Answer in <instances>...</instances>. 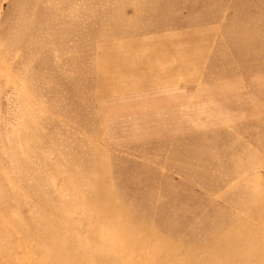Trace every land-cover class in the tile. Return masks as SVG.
Segmentation results:
<instances>
[{"label":"rangeland","instance_id":"rangeland-1","mask_svg":"<svg viewBox=\"0 0 264 264\" xmlns=\"http://www.w3.org/2000/svg\"><path fill=\"white\" fill-rule=\"evenodd\" d=\"M0 264H264V0H0Z\"/></svg>","mask_w":264,"mask_h":264}]
</instances>
